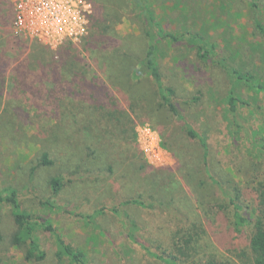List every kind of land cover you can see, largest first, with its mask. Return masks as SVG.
Listing matches in <instances>:
<instances>
[{
	"label": "trees",
	"instance_id": "obj_1",
	"mask_svg": "<svg viewBox=\"0 0 264 264\" xmlns=\"http://www.w3.org/2000/svg\"><path fill=\"white\" fill-rule=\"evenodd\" d=\"M87 1L79 42L26 52L24 38L7 31L12 15L0 0V138L36 148L17 167L24 183L0 188L9 218L0 241L38 263L50 235L56 259L89 264L42 214L49 210L89 220L103 235L119 228L135 262L264 264V72L219 55L199 34H171L149 0ZM125 12L138 34L115 31ZM170 49L175 72L163 67ZM141 125L158 134L172 167L146 162Z\"/></svg>",
	"mask_w": 264,
	"mask_h": 264
},
{
	"label": "rangeland",
	"instance_id": "obj_2",
	"mask_svg": "<svg viewBox=\"0 0 264 264\" xmlns=\"http://www.w3.org/2000/svg\"><path fill=\"white\" fill-rule=\"evenodd\" d=\"M7 1V10L10 11L12 16L6 29L11 35L12 33L15 35L13 30L15 19L13 2L15 0ZM149 2L157 19L161 20L162 26L171 34L180 35L189 31L199 34L214 46V51L219 55L240 57L246 64L255 65L260 74L264 72V0H149ZM174 4H178L176 9H174ZM179 8L180 10H178ZM124 14L125 20L116 25L115 31L120 35L124 33L138 34V29L135 26L137 20L132 19L126 12ZM26 22L28 23L25 25L29 26L30 20L27 15ZM4 30L0 26V33ZM22 38H24L22 40H24V45L27 47L26 52L33 47L34 50L44 52H60L67 45V42H65V44L57 46V42L52 38L41 42L29 37L27 33ZM182 42H184L182 49L188 51L190 47L184 39ZM165 53H167L166 56L163 55L165 71L175 72L176 66L169 59L172 53L171 49L165 50ZM250 56H253V58ZM184 84L187 88H190V85H186V82ZM256 117H253L251 122L258 126L259 114ZM194 126L198 131L205 132V126L197 121ZM172 127L175 128L176 125L172 124ZM137 134L141 147L145 150L150 161L148 162L145 158L149 165L154 168L173 166L172 156L161 147L160 139H158L156 133H151L139 126L137 127ZM14 138L17 141L16 143L13 142L15 139L11 142H9L10 140L5 142L0 138V188L6 185L11 187L21 186L24 183V170L17 167L19 165L24 166L21 162L29 161L36 155V148L31 145L29 147H17L20 143L18 142L19 138L16 135H14ZM165 181L168 183L172 180L167 179ZM170 190H172L171 184L167 188V191ZM25 206L30 212L33 211V206L29 200L25 201ZM47 212L53 228L73 248H81L89 264H121V257L127 258L128 264L133 262L134 264H155L152 261L135 262L136 251L132 244L122 240L119 228H111L108 237V234L103 235L96 224L92 227L89 220L78 222L65 213L42 210L43 215H46ZM95 216L93 219L96 218ZM8 220L7 211L0 206V231L4 236L9 231ZM100 222L102 221L100 220ZM42 236V245L47 252L46 259L43 262L24 261L21 251L8 247L4 240L0 241V264H71L66 260V257H61L60 260L55 258L57 249L53 236ZM211 240L216 241L214 238ZM227 241L228 238L225 235L222 242ZM218 252L224 254V256L226 255L222 248H219Z\"/></svg>",
	"mask_w": 264,
	"mask_h": 264
},
{
	"label": "built area",
	"instance_id": "obj_3",
	"mask_svg": "<svg viewBox=\"0 0 264 264\" xmlns=\"http://www.w3.org/2000/svg\"><path fill=\"white\" fill-rule=\"evenodd\" d=\"M13 5L15 9L13 30L16 35L25 37L27 33L29 37L41 42L52 38L57 42V46L65 42H79L86 35L89 16L92 13V6L87 0H15ZM26 15L30 20L29 26L25 25L28 23ZM141 127L156 133L147 125ZM137 142L144 158L150 162L141 147L138 134Z\"/></svg>",
	"mask_w": 264,
	"mask_h": 264
}]
</instances>
